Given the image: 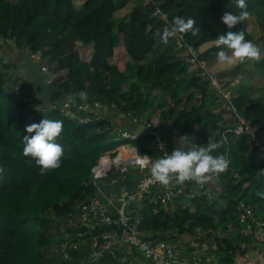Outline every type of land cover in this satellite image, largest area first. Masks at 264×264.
Masks as SVG:
<instances>
[{
  "label": "trees",
  "instance_id": "1",
  "mask_svg": "<svg viewBox=\"0 0 264 264\" xmlns=\"http://www.w3.org/2000/svg\"><path fill=\"white\" fill-rule=\"evenodd\" d=\"M145 1L84 0L76 6L74 0H0V41L14 45L15 53L37 54L33 59L65 93L54 94L44 108L29 85L17 92L9 83V72L21 70L15 61L0 64V264L92 259V245L101 240L91 237L105 226L93 231L81 219V207L99 195L91 169L129 143L157 159L161 175L193 169L190 158L203 159L202 174L217 188L209 191L206 180L194 197L181 195L166 206L141 200L130 214L141 236L165 239L200 230L213 241L217 264H234V254L253 243L254 223L240 216L250 210L264 223V155L249 134L233 131L235 115L221 106L198 64L228 54L238 38L243 66L255 63L248 13L264 10V0ZM125 6L129 12L115 17ZM186 46L196 62L188 60ZM243 100L232 97V104L264 142V94ZM127 120L145 131L133 135L122 126ZM124 131L130 137L120 135ZM177 135L186 141L182 147L175 144ZM112 174L120 177L110 172L100 189ZM60 227L66 235L58 239ZM74 232H85L93 251ZM57 243H65L63 255L55 254ZM120 250L105 252L100 261L119 264Z\"/></svg>",
  "mask_w": 264,
  "mask_h": 264
},
{
  "label": "built area",
  "instance_id": "2",
  "mask_svg": "<svg viewBox=\"0 0 264 264\" xmlns=\"http://www.w3.org/2000/svg\"><path fill=\"white\" fill-rule=\"evenodd\" d=\"M145 2H149L146 0ZM158 10L155 14H158ZM173 31L176 30L173 29ZM177 37L180 39L179 35ZM180 41V40H179ZM190 46H186L188 48ZM191 62L197 61V54L192 48ZM227 98V97H226ZM228 109L235 110V107L227 98ZM237 119L233 131L237 135L249 134L253 145L257 147L261 155H264V142L255 137V130L248 122L235 112ZM123 137H130L128 132H122ZM132 137V136H131ZM163 145L161 146V148ZM134 167L138 174V183L134 191L119 201V204L110 199L103 201L102 190L98 182L107 179L110 172H117L121 177L125 176ZM227 162L223 163V167ZM217 173H214L215 176ZM91 179L97 184L99 195L93 197L89 202L81 207V219L90 225L91 230L95 231L98 227L105 226L100 235H93L91 238L95 242L100 241L95 251L96 258H101L105 252L113 253L116 249H134L148 264H217L206 258L203 253L202 245L199 246L196 240L204 234L193 237L190 246L193 250L190 253V261L186 260L185 252L176 244L169 243L167 239H147L141 236L137 225L133 224L129 214V203L133 200H139L143 197H152V201H160L166 206L170 201L178 196L192 198L205 187L206 180L209 177L199 175L191 168L176 171L167 175H161L157 169V159H152L148 155L139 154L137 148L130 145L121 146L116 150L113 158L110 156L102 157L98 163L91 169ZM184 181L191 182V187L184 186ZM158 191V192H157ZM157 192L156 195H154ZM251 218L247 223L251 226L254 223L256 229L255 238H264V223L255 218L250 210H246L240 216L241 222ZM250 226H247L245 233H250ZM254 238V240H255ZM166 240V241H165ZM93 256V254H92Z\"/></svg>",
  "mask_w": 264,
  "mask_h": 264
},
{
  "label": "rangeland",
  "instance_id": "3",
  "mask_svg": "<svg viewBox=\"0 0 264 264\" xmlns=\"http://www.w3.org/2000/svg\"><path fill=\"white\" fill-rule=\"evenodd\" d=\"M83 1L84 0H74L76 6H79ZM128 12H129V6H125V8H123L120 11H118L117 13H115V17L122 18ZM248 14H249L248 33L252 37V43H253L252 48L254 50L253 56L257 57V61H255V63H254L251 60L248 63V65L243 66V64L241 63V61L239 59V55L237 53V47L241 43V39L238 38L237 39V47H235V49L230 51L228 54H226L224 56H220L210 63L198 64L199 67L203 71L201 75H203L205 79H209L211 88L217 91V96L219 97L218 101L221 103V106L226 108V110L229 113H231L232 115H235L236 109L235 110L232 109L231 111L228 109L227 98H229L230 101H232V97L237 98L238 96L241 97L242 95H244L243 101H244V103H246L249 100H254L258 97H261L264 94V46H261V44H260L261 39H262L261 36L264 35V29L261 28V24H260V23H264V21L262 22V20L260 18L264 17V10L256 9V11L253 10V11L249 12ZM179 46H180V44H179ZM209 46H210L209 44H206L202 47V49L204 50V49L208 48ZM260 46H261V48H260ZM12 47L14 48V45H12V44L7 45V43L4 44L3 41H0V53H2L1 51H4V53H2L4 58L2 60H0V64H4V63L6 64L9 61L14 62L16 60L21 59L24 56V54L21 55L20 52H18V53L13 52L14 49ZM184 49H187L190 56H191L190 51L192 50V47H188V48L185 47ZM80 52H81L83 59L88 58V53L86 51L80 49ZM183 53L185 54V52H183ZM120 56H122V55H120ZM30 57L36 58V57H38V55L33 54V55H30ZM184 57H186V55ZM191 57L188 59L190 62H191ZM240 65H242L243 67H240ZM190 69H193V68L191 67ZM16 71L17 72L15 74L13 72H9V74L11 76H8L7 79L10 80L9 83L12 86L14 84L13 89H15L17 92H20V88L26 89L28 85L30 86V83H29L28 79L24 78V75H22L21 70H16ZM38 106H40V105H38ZM66 106H67V104L62 106V110H66L65 109ZM68 113L70 116H73V117L78 115L77 113H70L69 111H68ZM237 114L240 115L242 118H244L240 113H237ZM162 123L164 124L163 121H162ZM130 144L131 143H129V145ZM133 144H136V143H133ZM131 171H135V168L132 166L130 167V172ZM121 178H123L125 182L127 180L126 185H129V177H126V175L125 176L123 175V177H121ZM130 181H132V183H134V181H135V183L137 184L138 183V174L136 173V176H134V177H132V175H131ZM98 186H99V184H98ZM130 186H131V188H130V190H131L132 185H130ZM134 189H132L131 192L129 193L128 187H127L125 189V191L122 194H120V196L123 195L125 198L126 196L131 194L134 191ZM117 195H119V194L113 193V196H117ZM124 198H122V199H124ZM143 199H146L149 202L152 201V197H143L137 201L136 200L130 201L129 210H128L129 214L134 213L135 205H139L140 201ZM184 203H186V200H184ZM117 204H119V201H117ZM141 206H143V204H141ZM257 218L260 221L262 220V218L259 216H257ZM70 223H71L70 229H72L74 231V228L76 229L75 224L72 221ZM56 232H57V235L59 236L58 239L61 237L64 238V236L66 235V234H64V232H62V227H60L59 230H56ZM193 232L194 233H192V234L195 237H197L201 234L200 230H195ZM253 234H256L255 230H253V232L251 233V235H253ZM71 235H74V237L76 236L78 238H81L83 244L85 246L87 245L90 248V250H92V248H91L92 246H93V250H96L98 248L97 243H95L91 247L88 245L89 239L85 238L87 236L85 234V232H81V233L74 232V234L72 233ZM184 235H188L187 239L191 238V234L185 233ZM207 237H209V236H207ZM207 237L204 235L201 236L199 239L196 240V243L199 246L204 244L203 248L205 247L208 249L209 242L212 240L207 238ZM249 238H250V235H247L246 237H244V239H245L244 243H249ZM165 239H168V238L165 237ZM255 240H258V239L255 238ZM71 243H72V241H71ZM64 244L57 243L54 246V248H55L54 250L57 251V253H55L56 255H63V252L66 249V246H64ZM179 245H177V246L180 249H182L186 255V253L188 252V249H189L188 246L181 245V244H179ZM212 245H213V242H212ZM212 245L210 246L211 248H212ZM92 254H93L92 259H91V257L87 258L85 260V262L83 261L84 264H105L104 262L100 261V258H96L95 251H93ZM119 255H120L119 264H145V262L142 260L141 256L134 249H128V248L122 249V250H120Z\"/></svg>",
  "mask_w": 264,
  "mask_h": 264
},
{
  "label": "crops",
  "instance_id": "4",
  "mask_svg": "<svg viewBox=\"0 0 264 264\" xmlns=\"http://www.w3.org/2000/svg\"><path fill=\"white\" fill-rule=\"evenodd\" d=\"M122 126L126 129H128V131L130 133H132L133 135H138V134H141L142 132L145 131L142 125H139L136 123L131 124L128 120L126 121V123H123ZM179 137L180 136H178V135L175 136L174 141H175V144L182 147L183 145H185L186 141L184 139L180 140ZM187 145H188V143H187ZM180 159H184V156H181ZM189 161L191 162L193 169H195V171L199 175H204V174H202V173H204V172H202V170L204 169L203 168V166H204L203 159L195 156V157L190 158ZM129 175L130 176L132 175V177H134V176H136V172L131 171L129 173ZM130 176H128L129 177V185H126L127 180L125 182L123 178L117 176L116 174H112V177L108 180V182L103 185V189H102V193H101V195H102L101 199L105 202H108L110 199H112L114 202L117 203V201H120L122 198H124V196L123 195L120 196V194H122L127 187H128V192L130 193L131 190L134 189L136 186L135 181H134V183H132V181H130ZM209 181L210 180L207 181L209 191L211 189H213V190L217 189V188H215L216 186L213 184V182H211V181L209 182ZM130 185H132L131 190H130V188H131ZM211 192L213 193V191H211ZM113 193H117L119 195L113 196ZM170 235L166 236L167 238L169 237L167 239V241L169 243H175L177 245L181 244V245L188 246L189 249H188V252L186 253L185 259L190 261V253L193 250V248L190 247V241L192 240L194 235L192 234L191 238H189V239H187L188 235H184V234H181V235H174L173 234V235H171V237H170ZM154 240H156V239H154ZM235 241L236 240H234V243H235ZM212 242L211 241L209 242L208 249L205 247L203 248V253L207 259L212 260L216 263L217 261L215 259L214 254H213V247L212 248L210 247L212 245ZM235 244H237V241ZM203 246H204V244L202 245V247ZM246 246H247V248L245 249V252H243V253L237 252L236 254H234V256H233V258L235 259L234 264H264V239L259 240V243H258L259 247L258 248H253V247L257 246L256 240H254L252 244L251 243L246 244ZM242 248H244V247H242ZM119 258H120V255H119ZM142 260H143V258H142ZM145 264H148V263L145 262Z\"/></svg>",
  "mask_w": 264,
  "mask_h": 264
},
{
  "label": "water",
  "instance_id": "5",
  "mask_svg": "<svg viewBox=\"0 0 264 264\" xmlns=\"http://www.w3.org/2000/svg\"><path fill=\"white\" fill-rule=\"evenodd\" d=\"M15 64L29 80L36 99L41 101L44 108L51 107L54 94L62 92L65 95L49 80L47 73L42 70L38 61L31 58L29 54H25L21 59L16 60ZM105 112L107 113V110Z\"/></svg>",
  "mask_w": 264,
  "mask_h": 264
},
{
  "label": "clouds",
  "instance_id": "6",
  "mask_svg": "<svg viewBox=\"0 0 264 264\" xmlns=\"http://www.w3.org/2000/svg\"><path fill=\"white\" fill-rule=\"evenodd\" d=\"M175 30V29H174Z\"/></svg>",
  "mask_w": 264,
  "mask_h": 264
}]
</instances>
